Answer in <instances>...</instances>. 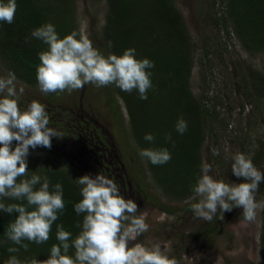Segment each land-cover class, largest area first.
Returning a JSON list of instances; mask_svg holds the SVG:
<instances>
[{
  "label": "rangeland",
  "instance_id": "obj_1",
  "mask_svg": "<svg viewBox=\"0 0 264 264\" xmlns=\"http://www.w3.org/2000/svg\"><path fill=\"white\" fill-rule=\"evenodd\" d=\"M26 1L16 0L15 15L20 16L22 11L26 15L27 9L39 6L40 16L46 19L39 27L53 24L61 39L77 31V39L87 36L105 57L122 56L126 49L135 48L136 59L154 62V67L147 70L152 73V88L147 92L148 98L142 100L137 90L124 92L115 84H86L70 93L66 90L45 94L40 91L36 70L31 75L20 74L17 65L13 66L0 53V78L16 72L17 90L24 87L20 108L26 109L33 100L44 104L49 126L65 135L64 140L53 137L51 149L30 148L28 157H36L43 168L46 166L41 159L57 163L75 182L85 174L108 177L99 162L87 156L95 144L93 129H97L109 157L119 167L115 173L125 183L127 199L134 200L137 216L143 215L149 226L130 240L128 247L139 244L151 248L160 244L180 264H264V210L258 212L254 223L244 221L242 208L225 212L223 220L218 213L211 222L195 218L191 210V205L200 199L193 189L203 175L204 163L212 166L209 174L215 179L241 183L243 178L235 177L231 171L232 157L239 152L250 156L257 169L264 172V0H169L170 12L174 11L173 28L180 31V41L173 49L169 43H160L164 30L157 26L156 14L148 15L151 0ZM36 28L15 18L12 24L0 21V40H14L12 49L26 57L30 48L40 46L47 51L48 45L31 35ZM181 52L183 55H179ZM178 56L185 57L184 63L178 64ZM37 57V62H33L40 65L39 54ZM183 98L187 101L177 102ZM181 117L187 122L183 135L176 131ZM88 121L91 126L87 129ZM189 129L194 130L193 144L199 145L194 176L172 172L171 168L176 172L181 161L153 165L140 155L143 149L156 147L155 141L148 144L144 139L146 134H152L170 153L182 151L181 139ZM165 133L171 134L174 147L166 145ZM213 148L219 150V155H212ZM184 174L185 184L190 185L188 191L183 190L184 195L173 194L170 190L178 189L170 183L166 185L164 177L180 183ZM112 179L116 180L114 174ZM256 200L264 201V182ZM161 204L171 212L159 207ZM20 249L19 253L0 258V264H6L11 256H16L21 264L46 260L51 245L42 250L30 245L27 250Z\"/></svg>",
  "mask_w": 264,
  "mask_h": 264
},
{
  "label": "clouds",
  "instance_id": "obj_2",
  "mask_svg": "<svg viewBox=\"0 0 264 264\" xmlns=\"http://www.w3.org/2000/svg\"><path fill=\"white\" fill-rule=\"evenodd\" d=\"M17 7L16 0H0V21L12 24ZM31 35L48 45L47 51L39 53L41 63L36 70L41 92L67 90L70 93L86 84L96 87L115 84L124 92L137 90L142 100L148 98L152 73L147 70L154 67V62L147 58L136 59L135 48L126 49L122 56L110 54L105 57L93 47L87 36L80 35L77 39V31L61 39L51 23L36 28ZM15 82L16 76L12 72L6 78H0V198L26 200L27 206L0 202V210L18 213L6 236L27 250L28 244L22 243L24 240L37 244L49 240L52 225L57 221L58 213L65 208L63 187L57 183L50 191L48 177L40 175L17 181L27 175L30 148L34 150L42 146L51 149L52 138L59 139L63 135L49 126L44 104L33 100L26 109L20 108L19 101L25 90L24 87L17 90ZM186 130L187 122L181 117L176 131L183 135ZM144 139L152 142L155 137L146 134ZM165 139L171 140V134H167ZM211 151L212 155H219L218 149ZM140 155L153 165L166 164L172 158L167 148H146ZM232 160V174L243 178L244 182L217 180L209 174L212 166L202 165L203 175L193 189L200 198L199 202L191 205L195 218L211 222L219 213V219L223 220L225 212L242 208L244 221L254 223L258 212L264 210V201L256 200L259 186L264 182V172L257 169L252 158L244 153H236ZM76 182L82 186V199L74 205V210L78 215L86 213L82 231L71 239L72 233L64 230L63 225H57L59 244L52 245L48 259H33L30 264H180L175 257L170 258L167 249H162L160 244L151 248L139 244L128 247V242L146 232L149 226L143 215L137 216L138 206L134 200H126L120 194L117 182L100 173L95 177L85 174ZM38 184L40 187L36 189ZM30 206L34 210L28 211ZM70 247L75 249V258L67 254ZM8 251L14 253L18 249L10 247ZM6 264H21V261L11 256Z\"/></svg>",
  "mask_w": 264,
  "mask_h": 264
},
{
  "label": "trees",
  "instance_id": "obj_3",
  "mask_svg": "<svg viewBox=\"0 0 264 264\" xmlns=\"http://www.w3.org/2000/svg\"><path fill=\"white\" fill-rule=\"evenodd\" d=\"M29 1V0H28ZM152 4H151V13L149 12L148 15L152 14H156L158 17L155 18L157 26H162L159 27L160 29H163L164 32L163 34L160 33V43L164 42V43H169L171 44V48H174L175 43L177 42V40L180 41L179 34L180 31L178 30V28H173L174 26L172 25V14L173 12H170L172 10V8H170L171 4L169 2V0H151ZM25 2L27 3V1L25 0ZM45 6H48V4L44 3ZM117 5V4H116ZM118 6L119 8H121L120 6V2H118ZM124 8V6H123ZM144 9V8H143ZM28 12L25 13L26 15H24V12L26 11H22L20 12V16L17 17V15H15V20H17L18 22L20 20L23 21V23L26 26H31V27H39L40 23L42 21H46L45 18H42L40 15L41 10L39 8V6H35L34 8H30L27 9ZM142 11V10H141ZM145 12V9L144 11ZM162 23V24H161ZM238 23V21H237ZM68 29V28H67ZM67 29H64L65 31ZM6 43V44H5ZM16 44V42L14 40H10V39H4V40H0V53L2 55H4L8 60H10L14 65H17V72L18 73H24L25 75H28L37 70V66L34 62H37L38 59V54L41 52H44L43 49H41L40 46H37L36 49L34 48H30V54L28 55V57H26L25 54H23L22 52H20L19 50L16 49H12V46H14ZM152 45V44H151ZM176 46V45H175ZM181 46H185V45H181ZM35 47V46H34ZM178 47V46H177ZM185 48V47H184ZM182 49L183 52L185 49ZM29 49V48H28ZM27 49V50H28ZM8 50V51H7ZM32 50V51H31ZM153 50V49H151ZM155 50V49H154ZM183 52H181L179 55H183ZM32 53V54H31ZM37 57V58H34ZM177 62L178 64H180L181 62L184 63L185 57L183 59L182 56H178L177 57ZM34 61V62H33ZM176 67V66H174ZM13 69V68H12ZM178 69V68H177ZM16 73V72H14ZM23 75H21L22 77ZM185 101H187L186 99H180L177 100V102L179 103H184ZM189 103V100H188ZM187 105H191L192 103ZM116 107V106H115ZM117 108V107H116ZM167 116V115H166ZM165 118V117H164ZM200 126H202L201 124H199ZM203 127V126H202ZM148 128H151V126H148ZM191 129H193L191 127ZM189 129V133H187L186 135H184L182 137V141L180 143V146L183 147L182 151H178V152H174L175 154H173V152L171 153V160H170V164L171 161L176 160L175 162L177 163L178 161H181L180 166H177L176 169L177 171L175 172L174 168H171L172 172L174 174H180L182 175L183 173H188L189 175L191 174L192 176H194L196 174V165L198 164V154H197V149H196V145L197 144H193L194 140L192 138H194V130ZM152 131V128H151ZM169 131V129L166 131V133ZM162 134H164V131H161ZM165 133V135H166ZM166 140V139H165ZM155 141V149H161L162 146L160 145V142L156 141V139H154ZM173 142L175 143V141H170L167 140V146L169 145H173ZM151 142L148 141V144H150ZM153 143V141H152ZM148 144L146 146H148ZM194 145V146H193ZM199 145H197L198 147ZM149 148V147H148ZM31 159H27L29 162H27V166H28V172L27 175L25 177H20L18 178V181L21 179H30L31 177H29V172L31 171H36L37 175H40L41 177L47 176L50 182V191L54 190V185L57 183H60L63 187V199L65 201V208L62 212L58 213V219L57 221H55L52 225L50 234H49V240L44 242V243H40L37 244L35 242H30V241H26L24 242L25 244H28L30 246L35 247L37 250L40 249H47L49 248V245H54V241L58 242L56 244H59V241L56 239V232H57V225H63L64 230L69 231L70 233H72V237L71 239H75L76 236H78L80 234V232L82 231V223H83V218L84 215H86V213H81V214H77L74 210V205L78 202H80V200L82 199L81 196V189L79 187V185L71 178L69 177L68 173H65L61 167L55 163V162H49L46 160L41 159V162L44 163L46 167L43 168V166H41L40 163L37 162V158L36 157H28ZM43 181H41L42 183ZM166 183V185L169 186V183L171 184V186H175V188H177L178 190H170V192H173V194H177L178 193H182V195H184V191L186 190L188 191V189H186L187 187L189 188L190 185L185 184L186 182V175L184 174L183 177L181 178V182L177 183V182H170V180L167 178L165 179L164 177V181ZM40 187V185H36L35 188L38 189ZM180 189V190H179ZM0 202L4 203L5 205L7 204H11V203H19V204H24L25 206H27V201L26 200H13L10 198H2L0 199ZM159 207H161L163 210H166L167 212H171V209L168 208L167 206L161 204L159 205ZM28 211H32L34 210V207H28L27 209ZM18 216V213H6L2 210H0V258H3V256H9V255H13L16 253L21 252V245H17L14 242H12L11 240H9L6 236V233L8 231V227L10 225V223L15 221V218ZM263 232H264V214H263ZM79 225V227H78ZM73 229H75V233H73ZM52 239H54L52 241ZM69 243L71 244V240L69 241ZM12 247V248H17L18 251L17 252H9L8 249ZM63 252V250H62ZM69 256H72L73 258H75V249L73 247H70L69 252L67 253ZM31 256V255H30ZM29 256V258H30Z\"/></svg>",
  "mask_w": 264,
  "mask_h": 264
},
{
  "label": "flooded vegetation",
  "instance_id": "obj_4",
  "mask_svg": "<svg viewBox=\"0 0 264 264\" xmlns=\"http://www.w3.org/2000/svg\"><path fill=\"white\" fill-rule=\"evenodd\" d=\"M86 128L88 129V127L91 126L90 122H85ZM94 131V136L95 138V144H92V147H90L91 152H89V154L87 153V156H90L92 158L95 159V161H98L99 164L98 166L100 167L101 170H105L104 172H107L108 177L112 179L113 174L115 175L116 180H114L115 182H117V184L121 187L120 188V194L127 199V192L125 191V183H123L121 177L120 180L117 179V174L115 173L117 169H119L118 166H116V161L113 159H111L110 153L108 148H106L100 138V136L97 134V129H93ZM63 132V131H62ZM74 133H77L74 132ZM63 137L61 139H65V135L64 133H62ZM93 139H91V141H93ZM83 156V155H82ZM86 156V155H85ZM109 158V160L107 159ZM116 164V165H115ZM121 175V174H120ZM120 181V182H119Z\"/></svg>",
  "mask_w": 264,
  "mask_h": 264
}]
</instances>
